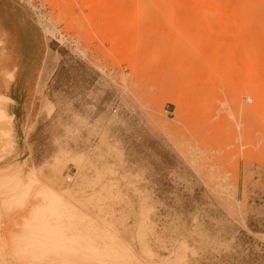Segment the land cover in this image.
Returning a JSON list of instances; mask_svg holds the SVG:
<instances>
[{
  "label": "rangeland",
  "instance_id": "obj_1",
  "mask_svg": "<svg viewBox=\"0 0 264 264\" xmlns=\"http://www.w3.org/2000/svg\"><path fill=\"white\" fill-rule=\"evenodd\" d=\"M0 16V264H264V0Z\"/></svg>",
  "mask_w": 264,
  "mask_h": 264
},
{
  "label": "built area",
  "instance_id": "obj_2",
  "mask_svg": "<svg viewBox=\"0 0 264 264\" xmlns=\"http://www.w3.org/2000/svg\"><path fill=\"white\" fill-rule=\"evenodd\" d=\"M247 100L251 102V99H247Z\"/></svg>",
  "mask_w": 264,
  "mask_h": 264
},
{
  "label": "crops",
  "instance_id": "obj_3",
  "mask_svg": "<svg viewBox=\"0 0 264 264\" xmlns=\"http://www.w3.org/2000/svg\"><path fill=\"white\" fill-rule=\"evenodd\" d=\"M0 22H1V16H0Z\"/></svg>",
  "mask_w": 264,
  "mask_h": 264
}]
</instances>
